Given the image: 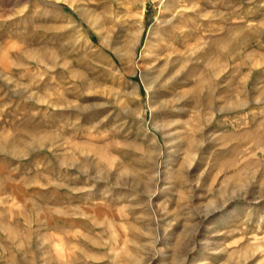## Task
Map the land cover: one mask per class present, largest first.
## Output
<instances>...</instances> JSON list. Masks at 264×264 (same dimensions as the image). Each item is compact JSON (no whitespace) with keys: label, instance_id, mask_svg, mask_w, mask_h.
Here are the masks:
<instances>
[{"label":"rangeland","instance_id":"1","mask_svg":"<svg viewBox=\"0 0 264 264\" xmlns=\"http://www.w3.org/2000/svg\"><path fill=\"white\" fill-rule=\"evenodd\" d=\"M0 264H264V0H0Z\"/></svg>","mask_w":264,"mask_h":264},{"label":"bare ground","instance_id":"2","mask_svg":"<svg viewBox=\"0 0 264 264\" xmlns=\"http://www.w3.org/2000/svg\"><path fill=\"white\" fill-rule=\"evenodd\" d=\"M172 53H173V52H172ZM172 53H171V54H172ZM174 55H175V54H174ZM168 60H169V59H168Z\"/></svg>","mask_w":264,"mask_h":264}]
</instances>
